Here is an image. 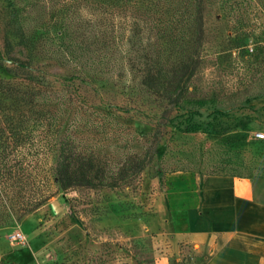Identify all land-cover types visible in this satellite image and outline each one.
Wrapping results in <instances>:
<instances>
[{"label": "rangeland", "instance_id": "374dc122", "mask_svg": "<svg viewBox=\"0 0 264 264\" xmlns=\"http://www.w3.org/2000/svg\"><path fill=\"white\" fill-rule=\"evenodd\" d=\"M12 2L0 0V46L11 34L6 24ZM208 20L211 43L193 85L197 97L216 92L227 104L193 110L168 106L141 93L132 77L117 82L113 67L80 50L76 62L65 67L48 60L53 64L47 70L55 90L53 117L65 125L62 136L74 135L84 150H95L109 161L146 152L154 161L140 179L115 192L65 193L51 179L48 190L54 197L42 209L0 228V264H157L164 256L176 264L169 232L148 229L143 205L147 180L165 181L180 172L201 180L218 174L264 177V82L248 93L243 55L232 51L227 37L252 33L247 41L252 52L264 32V0H214ZM0 77L15 80L2 69ZM248 94L259 98L248 102ZM32 135L25 153L39 162L41 176H52L57 163L51 136L42 124ZM17 203L11 207L17 209ZM18 232L26 236V246L13 244L11 236ZM193 253L184 251L202 264L209 249Z\"/></svg>", "mask_w": 264, "mask_h": 264}, {"label": "trees", "instance_id": "16d2710c", "mask_svg": "<svg viewBox=\"0 0 264 264\" xmlns=\"http://www.w3.org/2000/svg\"><path fill=\"white\" fill-rule=\"evenodd\" d=\"M26 1L13 0L6 24L11 34L0 46V69L15 79L0 77V228L42 209L54 197L48 190L51 179L65 193L115 192L140 179L154 161L150 152L109 161L84 150L74 135L62 136L65 125L53 117L48 60L65 67L76 62L80 50L113 67L117 82L132 77L141 93L168 106L193 110L227 104L216 92L197 97L193 85L211 43L208 16L214 0H34L23 5ZM227 37L232 51L243 55L244 84L251 93L249 88L264 82V32L252 52L247 44L252 33ZM247 96L248 102L259 98ZM41 124L56 155L52 176H41L39 162L25 153L32 130ZM181 247L196 251L193 245ZM193 257L184 255L176 264H190Z\"/></svg>", "mask_w": 264, "mask_h": 264}, {"label": "crops", "instance_id": "0c3cea01", "mask_svg": "<svg viewBox=\"0 0 264 264\" xmlns=\"http://www.w3.org/2000/svg\"><path fill=\"white\" fill-rule=\"evenodd\" d=\"M143 190L148 229L169 232L176 262L184 259L181 246L193 245L197 254L209 249L202 264H264V177L201 180L180 172L147 180Z\"/></svg>", "mask_w": 264, "mask_h": 264}, {"label": "built area", "instance_id": "2783aa9c", "mask_svg": "<svg viewBox=\"0 0 264 264\" xmlns=\"http://www.w3.org/2000/svg\"><path fill=\"white\" fill-rule=\"evenodd\" d=\"M257 137L261 138V137H263V135H257ZM11 238H12V242L14 245L16 243L21 245V246H26L28 244V240H27L26 236L21 232L15 233V235L11 236Z\"/></svg>", "mask_w": 264, "mask_h": 264}]
</instances>
